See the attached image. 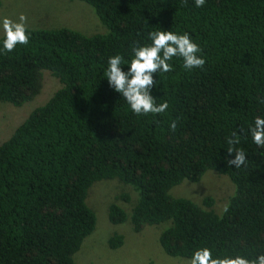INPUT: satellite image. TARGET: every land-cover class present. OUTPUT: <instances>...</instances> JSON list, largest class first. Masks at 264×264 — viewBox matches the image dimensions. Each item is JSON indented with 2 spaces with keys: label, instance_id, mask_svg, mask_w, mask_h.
<instances>
[{
  "label": "trees",
  "instance_id": "1",
  "mask_svg": "<svg viewBox=\"0 0 264 264\" xmlns=\"http://www.w3.org/2000/svg\"><path fill=\"white\" fill-rule=\"evenodd\" d=\"M83 1L106 31L29 27V43L8 53L0 34V102L17 107L32 99L44 69L61 83L0 142V264H76L74 253L96 222L88 188L113 177L137 195L133 230L162 223L157 239L167 254L191 258L204 247L213 258L264 254V148L242 135L236 147L247 166L227 163V138L264 117V0H206L202 7L194 0ZM154 30L190 34L206 63L185 70L174 57L152 89L169 108L137 116L105 70L120 54L127 71L132 46L150 43ZM207 169L226 175L220 178L229 191L198 199L169 192ZM126 217L122 206L108 204L111 222ZM122 242L113 233L107 243Z\"/></svg>",
  "mask_w": 264,
  "mask_h": 264
},
{
  "label": "rangeland",
  "instance_id": "2",
  "mask_svg": "<svg viewBox=\"0 0 264 264\" xmlns=\"http://www.w3.org/2000/svg\"><path fill=\"white\" fill-rule=\"evenodd\" d=\"M21 13L27 16L28 27L31 28L70 27L86 35L106 31L93 7L83 0H0V21L4 17L17 20ZM60 85L59 79L44 69L42 88L32 99L17 107L1 101L0 142L9 137L34 107L45 103ZM220 176L226 178L224 174L207 169L198 181L184 179L169 192L194 199L205 194L219 197L229 191L230 186L227 178ZM125 192L130 194L128 201L121 196ZM136 196L130 184L115 177L96 180L89 186L86 203L94 211L96 222L74 253L76 264H188L191 258L171 256L161 248L157 236L162 223L146 225L140 231L133 230L130 212ZM112 201L124 208L127 217L123 222L109 220L108 204ZM216 204L219 206L221 203L216 201ZM113 233L123 235V242L118 247H110L107 243Z\"/></svg>",
  "mask_w": 264,
  "mask_h": 264
},
{
  "label": "clouds",
  "instance_id": "3",
  "mask_svg": "<svg viewBox=\"0 0 264 264\" xmlns=\"http://www.w3.org/2000/svg\"><path fill=\"white\" fill-rule=\"evenodd\" d=\"M196 7L204 6L206 0H194ZM0 29L3 32L2 51L12 52L17 45H27L30 40L27 16L21 13L17 20L4 17L0 21ZM150 43L132 46V58L128 62V70H123L124 57L116 54L108 59V67L105 76L109 86L130 106L131 111L137 116L157 115L164 113L169 104L167 101L156 103L152 95V89L158 81L154 78L159 72H170L173 65L170 63L174 57L183 60L185 70L203 68L206 60L199 55L200 46L195 43L188 33H175L166 30H154L149 33ZM264 102V101H261ZM172 131L176 130V121L170 124ZM251 139L255 145L264 148V117L257 116L253 125L248 129L241 128L239 134L233 131L227 138V163L239 169L247 166V155L242 148H237L241 142V136ZM234 157V158H232ZM227 209H225L226 211ZM188 264H264V254L253 259L242 255L224 256L213 258L212 250L204 247L194 251Z\"/></svg>",
  "mask_w": 264,
  "mask_h": 264
}]
</instances>
